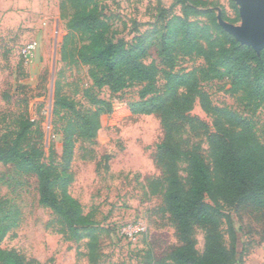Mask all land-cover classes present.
<instances>
[{"label":"rangeland","instance_id":"obj_1","mask_svg":"<svg viewBox=\"0 0 264 264\" xmlns=\"http://www.w3.org/2000/svg\"><path fill=\"white\" fill-rule=\"evenodd\" d=\"M200 14L189 17L204 32L199 42L205 49L225 45L217 28L218 14L228 22L240 24L235 0H199ZM102 16L111 25L115 40L133 43L140 35L161 28L173 15H183L178 0H96ZM211 10L212 18L205 12ZM73 12L62 0H0V142L17 128L18 120L34 121L27 144L41 148L43 160L62 167L64 147L63 112L55 115V100L60 93L76 102L78 110L92 106L83 90L93 85L90 66L74 59L71 53L81 37H71L69 58L62 59V47L69 33ZM34 48L29 50L28 46ZM157 59L155 46L149 47L145 63ZM204 63L202 57L182 56L176 69L189 71ZM164 80L160 78L159 85ZM227 81H203L213 104L238 107L228 91ZM138 88L112 94L102 88L100 96L113 104L101 116V128L91 140L77 139L69 171L73 176L71 194L86 213L91 214L96 231V246L67 238L53 212L39 201L38 180L20 173L12 164H0V218H7L10 229L1 247L21 254L30 264H171V248L176 243L173 228L160 212L164 193V167L157 159V146L165 137L158 114H137L129 104L138 100ZM190 116L213 131L214 118L194 97ZM246 114H249L247 112ZM264 140V107L253 116ZM206 128L185 126L176 133L183 148L200 146L208 153ZM179 173L186 176L184 161ZM237 227L239 221L231 209ZM140 230V231H139ZM194 241L198 252L205 247V230L196 227ZM238 259L243 264H264V233L240 232ZM96 256V263L91 255Z\"/></svg>","mask_w":264,"mask_h":264},{"label":"trees","instance_id":"obj_2","mask_svg":"<svg viewBox=\"0 0 264 264\" xmlns=\"http://www.w3.org/2000/svg\"><path fill=\"white\" fill-rule=\"evenodd\" d=\"M62 3L73 9L62 59L72 55L90 66L93 85L83 90V97L92 107L78 110L74 100L57 93L55 115L63 112L62 118L66 119L62 167L45 162L43 150L27 144L35 123L25 118L18 120L16 130L0 142V164H12L20 173L35 175L40 203L53 212L67 238H91L88 247L93 252L97 228L91 214L70 192L73 176L69 168L75 142L95 138L102 114L112 111V102L100 96L102 88L112 94L138 88V100L129 104L130 111L158 114L165 129V137L157 146V159L163 163L165 182L160 212L176 239L171 264H243L238 259L239 233H264V140L253 117L264 107V49L257 53L221 25L217 28L225 45L203 48L199 35L204 28L189 19L200 14L198 6L205 2L199 0H178L183 15H173L161 28L138 36L133 43L115 40L96 0ZM205 13L215 18L211 10ZM76 35L81 43L69 55V40ZM151 46L156 47L157 59L145 63ZM182 56L202 57L204 63L179 71L176 67ZM160 78L164 80L161 86ZM211 80L227 81L238 107L213 104L202 89V82ZM195 96L214 118L212 132L207 124L188 114ZM198 125L206 128L207 154L200 146L183 148L176 139L182 127L196 129ZM180 161L186 163L185 177L179 173ZM226 208L234 212L239 227ZM6 219L0 218V264H30L17 251L1 247L10 229ZM196 227L205 230L202 253L193 237ZM90 259L96 263L94 254Z\"/></svg>","mask_w":264,"mask_h":264},{"label":"water","instance_id":"obj_3","mask_svg":"<svg viewBox=\"0 0 264 264\" xmlns=\"http://www.w3.org/2000/svg\"><path fill=\"white\" fill-rule=\"evenodd\" d=\"M239 6L240 24L225 20L218 14L219 24L241 44L251 46L257 53L264 49V0H235Z\"/></svg>","mask_w":264,"mask_h":264},{"label":"built area","instance_id":"obj_4","mask_svg":"<svg viewBox=\"0 0 264 264\" xmlns=\"http://www.w3.org/2000/svg\"><path fill=\"white\" fill-rule=\"evenodd\" d=\"M33 48H34V46H33L32 44L28 46V49H29V50H31V49H33ZM139 231H140V230H139Z\"/></svg>","mask_w":264,"mask_h":264}]
</instances>
